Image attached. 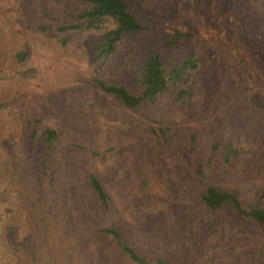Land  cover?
<instances>
[{
	"label": "rangeland",
	"instance_id": "rangeland-1",
	"mask_svg": "<svg viewBox=\"0 0 264 264\" xmlns=\"http://www.w3.org/2000/svg\"><path fill=\"white\" fill-rule=\"evenodd\" d=\"M130 1L154 22L161 41L162 35L177 30L193 35L170 46L198 56L197 67L185 79L183 100L165 94L156 101L157 117L180 122V128L158 139L147 129L150 105L121 108L87 82L93 75L136 91L139 59L134 40L124 39L117 55L94 64L99 31L60 34L55 26L72 22L67 12L81 9V3L0 0V103L5 104L0 108V128L8 124L4 136L11 143L22 137L23 130L15 129L11 121L15 113L39 117L42 124L58 130L71 170L67 176L57 175L56 187L69 229L80 235L85 255L96 257L99 264H121L117 247L81 225L97 227L124 219L132 225V242L139 251L171 258L176 245L167 222L169 207L181 229V264H264V224L227 208L214 216V228L203 230L213 215L202 206V186L193 172L198 157L205 161V169L219 172L223 146L232 141L242 148L230 164L240 198L264 207V117H246L237 130H230L222 118L218 91L223 79L228 87L239 82L249 87L255 99L264 96V0ZM46 25L52 27L41 30ZM19 51L27 52L20 63L14 58ZM14 97L17 103H12ZM66 100L78 116L69 117L74 115L63 110ZM75 141L114 150L96 158L73 148ZM91 168L113 195L119 215L114 208L98 206L83 173ZM25 216L6 223H22L19 237L30 226L32 218ZM197 229L201 235L195 244Z\"/></svg>",
	"mask_w": 264,
	"mask_h": 264
},
{
	"label": "trees",
	"instance_id": "trees-1",
	"mask_svg": "<svg viewBox=\"0 0 264 264\" xmlns=\"http://www.w3.org/2000/svg\"><path fill=\"white\" fill-rule=\"evenodd\" d=\"M69 1L81 3L83 7L67 12L73 18L72 22L64 21L55 26L60 34L67 30L99 31L97 43L93 46L95 55L92 63L104 62L117 55L119 44L124 39L134 40L137 50L139 86L136 91L93 75L88 77L87 82L109 96L121 108L135 110L142 105H150L152 110L147 117L151 123L147 129L156 138L166 139L169 133L178 130L180 122H165L157 117L156 101L158 96L165 94H172L176 100H183L186 92L183 87L185 79L197 67L198 56L195 52L172 50L170 46L181 38L193 35L177 30L173 35H162L165 41H161L155 36L154 22L140 14L130 0ZM51 27L52 25H46L40 28L47 30ZM59 40L63 45L66 44L64 36H60ZM14 58L20 63L27 58V52L19 51ZM239 84L240 82L234 87H228L222 79L218 90L222 118L228 122V128L232 131L237 130V126L240 122L244 123L246 117L252 120L258 115L264 117V96L255 99L249 87ZM12 103H17L16 97L12 99ZM65 103L67 107L63 110L74 115H68L69 117L80 114L68 100ZM4 105L0 103V108ZM11 121L15 129L23 130V134L11 143L3 133V128L8 124H1L0 138L3 140L0 139V263L99 264L96 257L89 258L85 255L80 235L69 229V217L56 187L57 175L62 172L67 176L71 170L69 157L59 140L58 130L42 124L41 118L35 116L15 113ZM71 146L96 158L114 150L111 147L99 150L93 145L78 141L73 142ZM212 147L215 148V145L212 144ZM241 152L242 148L237 144L226 142L221 152L219 172L205 169L206 163L200 157L194 162V176L202 186V206L213 215L208 225H203V230L214 228V216L219 214L217 212H225L227 208L243 218L264 224V207L256 201L249 203L242 200L239 195V183L230 174L231 161ZM83 173L98 206L104 210L114 208L119 215L120 211L113 195L95 170L85 169ZM23 215H26L27 220L32 219L28 222L30 226L27 227L25 235L19 237L22 223H6L8 220L16 222L17 218ZM175 219L173 208L169 207L167 222L176 245L175 254L171 258L139 251L132 242V225L124 219L103 226L92 227L83 224L81 227L113 241L121 264H181L184 245L180 241L181 229ZM149 235L152 237V234ZM200 235L201 229H197L195 244Z\"/></svg>",
	"mask_w": 264,
	"mask_h": 264
}]
</instances>
